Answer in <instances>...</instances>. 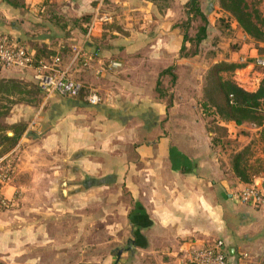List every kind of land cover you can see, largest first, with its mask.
Here are the masks:
<instances>
[{"label":"crops","instance_id":"1","mask_svg":"<svg viewBox=\"0 0 264 264\" xmlns=\"http://www.w3.org/2000/svg\"><path fill=\"white\" fill-rule=\"evenodd\" d=\"M189 1L109 0L111 9L104 10L108 5L104 0H69L63 11L68 16L88 13L96 21L123 24L125 31L121 34L113 27L103 33L120 36L115 39L117 43L111 44L109 49L101 50L99 46L93 50L94 56H99L98 63L104 64L99 71L102 76L106 65L112 67L113 60L121 62L122 67L129 59L133 66L161 71L170 66L191 70L193 67L188 66L193 65L194 60L180 57L183 36L175 25L182 18L177 7L186 6ZM51 2L60 5L57 0H26V7L13 8L0 0V33L20 44H26V38L41 44L48 42V38L38 37L41 34L38 31L42 24L52 29L40 13L45 3ZM201 5L204 11L210 9L208 17L214 25L222 15L218 3L201 0ZM98 28L96 25V33ZM85 38L84 43L90 46V39L85 41ZM140 53L143 55L139 56ZM107 55L106 63L103 58ZM248 56L255 58L258 51L252 48ZM244 58L241 56V60ZM157 75L155 79L153 75L144 76L142 84L132 83L130 79L118 105L108 108L58 93L48 96L51 108H46L47 102L39 108L18 102L3 119L7 124H26L21 136L24 146L31 145L32 138L42 129L48 130L43 143H48L46 148L52 154L60 152L64 157L62 163H52L54 179L62 176L70 180L72 173H76L73 178L80 180L78 191L81 194L118 187L119 195L127 196L123 209L125 224L122 225L128 231L127 257L141 254L145 258L157 257L159 264H183L191 247L221 240L229 264H264V213L258 207L241 204L238 199V192L251 182L241 181L228 168L225 172L206 120L197 103L191 102L201 98L203 78L180 76L181 85L185 81L194 82L198 90L191 95L188 89H182L183 85L176 88L175 96L181 101L168 108L154 93L160 74ZM0 77L39 81L34 68L0 67ZM234 78L251 91L258 89L263 79L242 82L237 76ZM89 113L95 116L89 117ZM232 126L241 127L230 124L227 128ZM254 130L259 136L260 128ZM7 157L0 158V163H6ZM22 164V170L32 173L36 169L31 159ZM87 176L94 179L90 186L84 185ZM9 227L13 226L1 218L0 259L16 261L12 255L17 251L12 246V231L7 233L6 230ZM6 235L11 238L7 239ZM120 253L124 251L120 249Z\"/></svg>","mask_w":264,"mask_h":264},{"label":"rangeland","instance_id":"2","mask_svg":"<svg viewBox=\"0 0 264 264\" xmlns=\"http://www.w3.org/2000/svg\"><path fill=\"white\" fill-rule=\"evenodd\" d=\"M68 1L57 0L60 5L57 4L56 6L62 11V14L66 13L63 9ZM249 1L258 7L264 16V0ZM104 2H108L104 10L111 9L112 2L109 0H104ZM216 2L218 3V0ZM164 3L167 7H171L166 1ZM186 10V6L177 7L176 11L182 14V18L175 25L185 19ZM58 15L60 16V14ZM71 17H75V15ZM44 21L50 27V23ZM233 22L230 21L231 27H225L224 24L217 27L211 26L207 39L198 46L195 43L187 44L190 51L198 49L196 55L188 58V60H194V64L188 66L193 68L182 70L177 67L178 69L176 68L175 71L178 76L173 82L172 76L165 75L162 81L164 88L167 89V97L162 99L155 89L154 93L158 100L165 103L168 108L173 107L176 101H181L179 97L175 96V93L176 88L182 85V89H188L191 95L194 94L198 90L196 83L190 84L185 81L181 85L179 77L190 78L195 76L196 78L200 75V78H205L211 64L220 60H236L241 56L245 57V60L241 62L244 66L231 73L236 82L238 81L234 78L235 76L242 82L245 79L253 80L254 78L258 82L260 78L264 77V69L256 64V57L250 58L248 56L252 48L258 51V56L264 54V44H260L258 47L252 45L253 42L249 40L237 23ZM112 23L102 20L96 21L94 17H91L90 20L83 23L88 29L86 33L77 28L70 29V26L62 29L56 25L57 27L51 26L52 29L50 30L42 24L40 25L42 29L38 31L41 34L38 37L44 33L53 36L52 40L48 39V42L43 43L47 45V48L45 49L41 42L34 41L32 38H26V44L23 43L22 45L33 49L32 46L38 45L41 49L39 59L47 62L49 68L42 72L37 71L38 75L43 74L45 77H52L58 74V71L66 70L69 76L84 85L80 94L84 96L78 101L91 105L87 101V97L94 91L101 95L103 102L92 106L108 108L111 105H118V99L122 93L125 95L124 87L127 86L130 79H132V83L142 84L144 76L153 75V79H155L154 77L161 72V69L153 67L133 66L132 60L129 59L124 67L120 66L121 62L113 60L110 62L112 67L108 68L106 65L102 76V72L99 71L100 66L104 67V64L98 63L99 56H94L93 50L99 46L101 50L109 49L111 44L118 42L115 39L120 36H112V33H109V36L103 34L108 30V27H113L120 34L125 31L123 24L112 25ZM200 23V19L193 23L191 35L196 33V27ZM91 24H93V29L89 32ZM96 25L99 26L97 33ZM152 37H148V39ZM84 38L85 41L90 39V46L84 43ZM234 45L236 48H233ZM76 49H80L81 53L74 59ZM90 55L93 56L92 59ZM108 55L103 58L106 63L109 60H107ZM142 55L139 54V56ZM58 56L61 59L60 62L53 65L54 58ZM56 94L58 92H54L51 96ZM39 98L41 103L37 108L42 106L44 102H47L46 108L52 107L46 90H42ZM191 102L197 103L198 106V100H191ZM168 103H170L169 106ZM81 110L84 111V107L81 106ZM88 115L89 117L95 116L93 113ZM0 122L2 125H7L4 119H1ZM215 125L217 124L211 123L209 127H215ZM220 128V132L216 130L214 137H221L223 143L227 145L226 148L216 147V152L221 156L223 167L226 168L225 172H227L230 155L232 156L240 148L251 147L250 159L252 161L258 156H264V143L261 142L260 135H257L258 132H255L254 128H258L255 125L245 124L240 128L232 126L227 131L223 127ZM7 131L11 133L9 135L13 134L10 129ZM35 131L39 132V130ZM47 131L44 132L42 129L37 137L32 138L29 146H24L25 142L22 143L21 135L17 145L6 154L8 156L6 163H0V219L3 218L6 224L9 222L13 226L6 230L7 233L12 231L11 235L14 240L12 246L17 249L12 253L17 258L16 261L0 259V264H159L158 258L154 256L145 258V256L138 254L135 257H127L128 236L126 234L128 231L125 226L122 227L125 224L123 209L126 206L127 196L125 194L119 195L118 187L107 188L98 192L90 190L87 195H84L78 191L80 180L73 178L76 173H72L70 180H64L62 176L53 178L55 168L52 163L54 161L62 163L64 157L60 152L52 154V151L46 148L48 143H43V141ZM226 133L228 137H225ZM228 141H230L229 144H227ZM28 159L36 164L34 166L36 169L32 173L26 169L22 170V161ZM5 237L11 238L7 235ZM120 249L124 251L123 254L120 253Z\"/></svg>","mask_w":264,"mask_h":264},{"label":"trees","instance_id":"3","mask_svg":"<svg viewBox=\"0 0 264 264\" xmlns=\"http://www.w3.org/2000/svg\"><path fill=\"white\" fill-rule=\"evenodd\" d=\"M3 1L13 8H24L27 5L26 0ZM218 3L222 15L218 18L217 24L215 22L214 25L211 24L208 17L210 9L204 11L201 0H190L187 3L185 19L177 24L183 36V44L180 50L181 58L188 59L198 53V49L190 51L189 47L187 48V44L195 43L197 46L200 45L207 39L211 26L217 27L224 24L225 27H231L230 21L237 23L249 40L253 42L252 45L258 47V45L264 44V16L258 7L249 0H218ZM55 7L57 8L51 2L49 4L45 3L40 8V13L44 20L48 21L52 26H59L62 29L70 26V29L77 28L83 33L88 31L83 23L91 19V14L86 13L71 17L62 14V11L59 8L57 10ZM198 19H200L201 23L197 25L196 33L191 35V29L194 27L193 23ZM42 37L53 39V36L49 34L42 35ZM41 45L45 49L47 48L46 44ZM32 47L36 51L37 59L40 60L41 49L38 45ZM233 48H236L235 45ZM241 62L243 61L239 57L236 60L226 59L212 63L207 70L205 78H203L202 96L198 99V108L206 120L208 131L212 133V143L215 147L226 148L227 145L223 143L222 138L214 137V134L216 130H221L220 127L227 131V127L230 124L236 126L252 124L259 127L260 139L264 143V77L258 89L251 91L243 88L231 76V73L236 69L244 66ZM0 67L3 66L0 64ZM177 67L170 66L160 72L156 91L162 99L165 98L167 90L164 88L162 78L165 75H170L172 76V82L176 80L178 74L175 70ZM42 90L40 80L27 82L20 79L0 77V120L7 117L13 105L18 102L39 106L41 103L39 95ZM80 94L76 97L82 98L84 96ZM169 105L170 103H168ZM211 123L217 125L209 127ZM26 128L25 123L2 125L0 122V158L17 145L18 139L26 131ZM8 129L13 132L12 135L8 134ZM225 137H228L227 133ZM229 143L230 141L227 142V144ZM250 149V146H246L244 149L240 148L235 151L232 156L230 155L228 164L229 171L246 183L251 182L253 176L264 173V156H258L252 161L250 159ZM93 183L94 179L87 176L84 185L90 186Z\"/></svg>","mask_w":264,"mask_h":264},{"label":"built area","instance_id":"4","mask_svg":"<svg viewBox=\"0 0 264 264\" xmlns=\"http://www.w3.org/2000/svg\"><path fill=\"white\" fill-rule=\"evenodd\" d=\"M93 24L89 27V32ZM89 36V34H88ZM76 49L74 59L80 54ZM60 57L54 58L53 65L60 62ZM256 64L264 69V54L255 59ZM0 64L5 68H34L39 72L49 68V64L36 57V51L26 45H22L7 35L0 34ZM52 69V68H50ZM40 85L47 95L51 96L58 92L62 96L76 97L84 88L83 84L67 74V71H58V74L50 77L39 75ZM87 101L91 105H99L103 98L97 92H92ZM238 199L241 204L258 207L264 213V174L256 177L238 192ZM183 264H229L223 241L191 247Z\"/></svg>","mask_w":264,"mask_h":264}]
</instances>
